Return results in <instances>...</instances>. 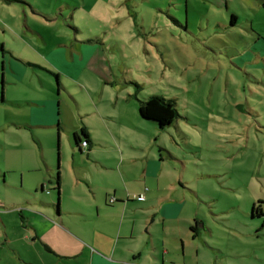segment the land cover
Listing matches in <instances>:
<instances>
[{
	"label": "rangeland",
	"instance_id": "obj_1",
	"mask_svg": "<svg viewBox=\"0 0 264 264\" xmlns=\"http://www.w3.org/2000/svg\"><path fill=\"white\" fill-rule=\"evenodd\" d=\"M0 45V240L28 234L21 202L56 203L57 172L102 187L114 166L134 191L125 262L264 264V0H0ZM151 95L176 103L161 131L138 116Z\"/></svg>",
	"mask_w": 264,
	"mask_h": 264
},
{
	"label": "crops",
	"instance_id": "obj_2",
	"mask_svg": "<svg viewBox=\"0 0 264 264\" xmlns=\"http://www.w3.org/2000/svg\"><path fill=\"white\" fill-rule=\"evenodd\" d=\"M83 127L89 131L94 126L86 123ZM81 148L84 147L79 146V149H76L82 151ZM87 152L90 153L91 150ZM109 170L114 175L103 179L102 187H99V180L93 176L77 173L73 177L63 175L60 177L59 174L58 210H56V203L41 201L35 196L33 199L21 202L20 206L16 207V211L20 213L22 225L24 224L23 229L28 234L23 237V241L12 237L6 238L4 242L0 240L2 250L5 246L7 249L14 248L12 252H7V258L11 260V263L43 264V253H46L66 264H80V260H84L86 264H129L125 260L128 261L137 252L131 245L135 239L136 220L132 217L125 219L121 211L131 209L135 205L131 200V197H134V191L127 177L122 178L118 169L115 170L112 166ZM144 171L148 177V169ZM145 179L143 177L142 180ZM134 183L137 185L139 181L136 180ZM54 185L56 186V181ZM43 191L41 185L40 192ZM27 194L30 195L29 192ZM111 197L116 198L113 204L108 203ZM170 202V199L163 198L156 201V205H151L158 208L157 211H153V214L155 217L161 215L163 230L164 223L175 220L173 216L177 214L178 207L172 208L168 204ZM146 204L143 206L145 210L148 208ZM135 208H141V206ZM68 216L75 221L66 223ZM153 224H155L154 220ZM5 236L7 237V234ZM60 239L66 240L65 246L61 245ZM19 243L26 246V252L17 245ZM157 248L153 246L152 250ZM159 248L160 251L164 249L162 246ZM154 258L158 260L159 257Z\"/></svg>",
	"mask_w": 264,
	"mask_h": 264
},
{
	"label": "trees",
	"instance_id": "obj_3",
	"mask_svg": "<svg viewBox=\"0 0 264 264\" xmlns=\"http://www.w3.org/2000/svg\"><path fill=\"white\" fill-rule=\"evenodd\" d=\"M233 19L234 17H232V20ZM0 50L4 54L1 45H0ZM138 116L141 120L156 125V127L160 131L164 130L168 126L173 125L179 118L178 111L176 109V103L174 100L164 99L162 97H158L155 95H151L142 101H138ZM73 140H74L75 148L79 149V146H81L84 148L86 147L87 151L91 150L92 141L85 127H81L79 129V132H75L73 134ZM83 143H85V146H82ZM58 179H59V173L57 172V175L55 177L56 186L54 188L55 191L57 192L56 195L59 194L58 193L59 186L57 183ZM138 197H142V196H138ZM111 200H113V202ZM115 201H116L115 198L111 197L108 203L113 204ZM142 201H144V199ZM58 205H59V197L57 195L56 210H58ZM263 206L264 203L262 201H258L257 203L252 204L251 215L264 217ZM193 231H195V229H193Z\"/></svg>",
	"mask_w": 264,
	"mask_h": 264
},
{
	"label": "built area",
	"instance_id": "obj_4",
	"mask_svg": "<svg viewBox=\"0 0 264 264\" xmlns=\"http://www.w3.org/2000/svg\"><path fill=\"white\" fill-rule=\"evenodd\" d=\"M82 146H85V143L82 144ZM144 198L143 197H138L139 201H142ZM113 202V200H111Z\"/></svg>",
	"mask_w": 264,
	"mask_h": 264
}]
</instances>
